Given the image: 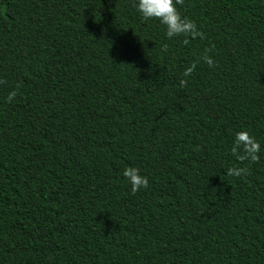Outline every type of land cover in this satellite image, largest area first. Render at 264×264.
Returning <instances> with one entry per match:
<instances>
[{"label": "trees", "instance_id": "trees-1", "mask_svg": "<svg viewBox=\"0 0 264 264\" xmlns=\"http://www.w3.org/2000/svg\"><path fill=\"white\" fill-rule=\"evenodd\" d=\"M134 3L0 0V264H264V0H184L187 45Z\"/></svg>", "mask_w": 264, "mask_h": 264}, {"label": "clouds", "instance_id": "clouds-1", "mask_svg": "<svg viewBox=\"0 0 264 264\" xmlns=\"http://www.w3.org/2000/svg\"><path fill=\"white\" fill-rule=\"evenodd\" d=\"M184 0H136L134 7L141 13L144 20L156 19L161 24L166 26V36L171 39L176 36H184L183 43L185 45L190 43L188 37L193 39L199 37L204 38V33L197 28V24L186 16H182L178 10V5H183ZM164 50H167V45H164ZM211 49H206L204 54L199 60L194 61L191 66L187 67L183 73L184 77H190L196 70L197 64L200 61L206 63L209 67L214 66L215 62L209 55ZM6 81L0 80V84ZM188 84L187 79L179 81L180 87H186ZM20 84L9 92L7 101L10 103L18 94ZM261 146L260 143L248 131H239L235 134V140L231 147V153L236 159L243 163L244 161L258 162L260 156ZM248 169L246 167H230L227 170V175L240 177L246 175ZM123 176L129 181L131 185V192L136 194L141 189L149 187V180L147 176L140 174V169L136 167H126Z\"/></svg>", "mask_w": 264, "mask_h": 264}]
</instances>
